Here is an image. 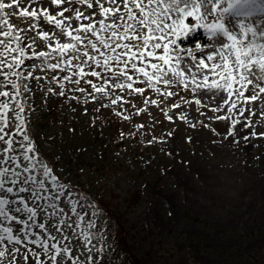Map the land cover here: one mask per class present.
<instances>
[{
  "label": "rangeland",
  "instance_id": "1",
  "mask_svg": "<svg viewBox=\"0 0 264 264\" xmlns=\"http://www.w3.org/2000/svg\"><path fill=\"white\" fill-rule=\"evenodd\" d=\"M179 2L181 7L187 3L189 10L193 4V0ZM196 2L202 4L197 15L203 19L184 17V24L193 29L187 34L179 23L171 29L165 28V39L160 43L167 44L169 52L164 53L163 48L155 50L157 55L168 56L170 65L179 59V66L186 73L187 88L171 77L170 86L162 82L150 85L146 78L129 69L134 77L133 88L144 89L143 93H137L127 88L129 81L124 77L102 67L97 70L109 84L86 75L76 85L72 80L64 81V75L73 73L63 67L55 71L33 67L41 64L39 58L26 59L19 69L21 75L14 78L21 87L10 107L24 104L22 115L26 124L22 133L38 149L37 160L52 167V174H59L61 183L66 182L73 189L72 196L65 197L61 206L68 212V201L72 199L78 202V213L95 212V216L89 217L96 223L90 230L94 234L93 246H103L96 264H264V137L259 135L264 132V93L259 92L264 87V71L256 65L250 69L248 78L252 83L244 90L245 95L255 94L258 99L247 104L237 102L238 107L245 109L243 116L227 110L228 105L223 103L226 94L196 88L204 75L213 78L208 69L197 68L200 60L209 67L220 63L218 55L212 61L207 57L230 43L227 37L197 26L217 21L220 13L211 10L215 0ZM29 3L30 0H24L22 6ZM104 3L113 7L108 0ZM123 3L124 0H116L115 6L121 8V14L125 12ZM142 3L147 5L148 0ZM32 6L46 8L52 15L66 7L65 15L72 17L70 23L74 27L88 23L76 20V9L88 16L95 11L94 19H103L94 0L93 9L79 0H65L61 5L52 4L51 0H36ZM155 6L153 3L152 7ZM221 6H226L223 0ZM5 11L15 26L33 23L31 19L12 15L17 11L15 8ZM134 11L138 13L137 9ZM182 15L170 10L164 24L178 22ZM116 20L120 23L119 16ZM224 22L239 38L238 21L226 15ZM40 24L45 31H54L61 43L69 42L59 29L43 20ZM246 24L255 28L257 35L253 37L249 32L245 43L264 44L261 35L264 14L257 12ZM35 36V32L22 34L29 44ZM48 43L54 45L55 41H41L37 37L34 50L51 51L44 47ZM90 54L95 55L91 50ZM253 55H257L255 50ZM152 62L161 63L154 59ZM112 67L113 71L117 68ZM85 69L89 71L88 65ZM146 70L152 72L150 68ZM30 71L41 79L25 78ZM53 76L57 77L56 81ZM88 80L105 87L106 92L93 93ZM24 84L29 90L25 91ZM116 84L125 86L116 88ZM49 87L54 89L52 93L48 92ZM59 91H64V95H59ZM169 91L170 96L166 94ZM113 99L117 100L116 104H112ZM217 108L218 111H213ZM219 116L228 119H217ZM232 119L238 121L234 126ZM22 133L16 135L17 141ZM35 174L39 176L40 171ZM64 219L73 223L76 216L70 214ZM3 223L14 231L21 227L15 222ZM52 223H56V218ZM82 227L87 234L86 221ZM63 231L70 236L77 254L84 253L83 238L77 237L73 229ZM54 234L59 238V234ZM117 241H122L120 247L114 244ZM121 244H126L127 250ZM18 247L23 250L24 245ZM4 264H10L9 258H4ZM17 264H23L19 257ZM28 264H32L31 260Z\"/></svg>",
  "mask_w": 264,
  "mask_h": 264
},
{
  "label": "snow or ice",
  "instance_id": "2",
  "mask_svg": "<svg viewBox=\"0 0 264 264\" xmlns=\"http://www.w3.org/2000/svg\"><path fill=\"white\" fill-rule=\"evenodd\" d=\"M23 2L24 0H12L11 3H4L0 0V264H4L6 257L9 258L10 264H17V257L23 264H28L30 260L32 264H96L103 246H93L94 234L90 230L96 227V223L89 217L95 216V212L78 213L76 211L78 202L72 199L68 201L70 205L68 212L61 206L65 197L72 196L73 189L66 182L61 183L59 174H52V167L37 160L35 153L38 149L30 137L22 133L26 124L25 117L22 115L25 111L24 104L10 107V101L16 100L21 87L14 78L21 75L19 69L22 68L26 59L39 58L41 64L33 65V67H44L53 71L63 67L73 73L71 76L64 75V81L72 80L76 85H79L86 75L101 78L103 84H109L110 81L104 79L101 71L97 70L98 67H102L113 75L124 77L129 81L127 88L137 93H143L144 89L133 88L134 77L129 74V69L146 78L150 85L154 82H162L163 85L170 86L173 83V80L169 78L171 77L187 88L186 73L179 66V59L176 60L175 65H170L169 57L157 55L155 50L163 48L164 53L169 52L168 45L160 43L165 39V28L171 29L179 23L185 34L192 31L193 29L184 24V17L197 16L198 20H202L203 17L197 15L202 4L193 0L189 10V5L185 3L181 7L179 0H172L171 3H164V0H148L147 5H143L142 0H124L125 12L121 14V8L115 6L116 0H108L113 7H106L104 0H94L103 19L96 21L95 11L88 16L76 9V20H85L88 23H80L74 27L70 23L72 17L65 15L68 12L66 7L52 15L46 8L33 7L36 0H30L27 6H22ZM64 2L65 0H51V3L56 5ZM79 2L93 9V0H79ZM223 2L226 6H221V0H215L212 3L211 10L220 13L215 23L197 26L204 27L212 34L227 37L230 43L223 44L218 53L207 57V60L212 61L218 55L220 63H213L209 67L204 60H200L197 68L208 69L213 78L209 79L208 75H204L202 82L197 84L196 88L211 89L214 92L226 94L227 98L223 99V103L228 105L227 110L229 112L235 110L243 116L245 109L238 107L237 102L247 104L258 99L255 94L250 97L245 95L244 90L252 83L248 78L250 69L256 65L264 71V44L245 43L244 38L249 32L253 37L257 35V30L247 26L246 20L257 12L264 14V0H223ZM153 3L155 7H152ZM13 8L17 11L12 15L31 19L33 23L25 27L13 25L10 22V14L5 11V9ZM134 9H137L138 13ZM170 10L183 15L178 22L173 20L171 25L164 24ZM226 15L238 21L239 38L226 27L224 22ZM117 16L120 23L116 20ZM110 18V22H106ZM41 20L46 25L59 29L69 42L61 43L54 31H45L41 27ZM27 32L36 33L30 44L22 38V34ZM156 33L160 35L156 36ZM261 35L264 36V32ZM37 37L41 41H55L54 45L53 43L44 45L51 51L34 50ZM131 41L135 43H130ZM90 50L95 55L90 54ZM254 50L257 55H253ZM66 53L67 56H65ZM108 53L111 54L108 55ZM153 59L161 63H154ZM50 60L52 62H48ZM121 64L123 67H119ZM85 65H88V72ZM112 65L117 66L115 71ZM149 68L152 69L151 73L146 70ZM77 76L80 79H76ZM28 77L41 79L31 71L25 78ZM191 78L195 83L194 74ZM52 79L56 81L57 77L53 76ZM87 83L91 86L93 93L106 92L105 87H98L92 80H88ZM124 86L123 84L115 85L116 88ZM60 87L63 88L64 85ZM8 88L11 91L5 90ZM23 88L25 91L29 90L27 84H24ZM47 90L49 93L54 91L52 87ZM76 90L85 91L84 88ZM259 92L264 93V87H261ZM58 94L64 95V91H59ZM166 94L172 95L170 91ZM91 98L94 100L95 95ZM116 103L117 100L113 99L112 104ZM152 103L156 101L153 100ZM196 103L199 104L200 101L196 100ZM173 107H179V105ZM218 110V108L213 109V111ZM217 119H228V117L219 116ZM236 123L238 121L232 119L233 126ZM247 126L250 127V124ZM21 133L22 138L17 141L15 137ZM252 135L257 134L252 133ZM259 135L264 137V132ZM38 170L39 176L35 174ZM25 193L28 194L27 197ZM42 201L44 203H41ZM20 213H25V216H20ZM70 214L76 216L73 223L64 219ZM53 218H56V223H52ZM4 221L15 222L21 227L14 231L12 226H5ZM85 221L86 228L89 229L87 234L82 227L85 226ZM64 228L73 229L77 237L83 238L84 253L77 254L70 242V236L64 234ZM54 233L59 234V238ZM21 244L24 245L23 250L18 247Z\"/></svg>",
  "mask_w": 264,
  "mask_h": 264
},
{
  "label": "trees",
  "instance_id": "3",
  "mask_svg": "<svg viewBox=\"0 0 264 264\" xmlns=\"http://www.w3.org/2000/svg\"><path fill=\"white\" fill-rule=\"evenodd\" d=\"M120 243H122V241L121 242H119V241H117L116 243H114L115 245H119V247H120ZM122 245V249L123 250H127V246H126V244H125V246L123 245V244H121ZM121 249V248H120Z\"/></svg>",
  "mask_w": 264,
  "mask_h": 264
}]
</instances>
